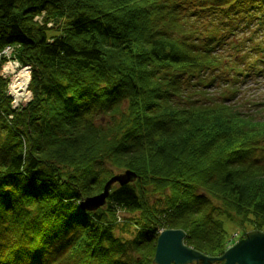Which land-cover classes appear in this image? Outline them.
<instances>
[{"label": "trees", "instance_id": "obj_1", "mask_svg": "<svg viewBox=\"0 0 264 264\" xmlns=\"http://www.w3.org/2000/svg\"><path fill=\"white\" fill-rule=\"evenodd\" d=\"M259 34L264 0H0L33 95L11 110L0 78V264H153L167 229L215 257L221 218L264 231V118L240 99Z\"/></svg>", "mask_w": 264, "mask_h": 264}, {"label": "water", "instance_id": "obj_2", "mask_svg": "<svg viewBox=\"0 0 264 264\" xmlns=\"http://www.w3.org/2000/svg\"><path fill=\"white\" fill-rule=\"evenodd\" d=\"M138 177L130 171L112 175L104 183L100 193L86 197L79 202L82 211L92 212L103 207L111 188L117 184L124 186ZM185 233L180 229H167L159 232L153 264H264V232L249 231L220 256H206L184 243Z\"/></svg>", "mask_w": 264, "mask_h": 264}, {"label": "bare ground", "instance_id": "obj_3", "mask_svg": "<svg viewBox=\"0 0 264 264\" xmlns=\"http://www.w3.org/2000/svg\"><path fill=\"white\" fill-rule=\"evenodd\" d=\"M44 16L45 13L41 11L33 16L32 22L40 27H45L42 23V17ZM17 48V44H11L4 46L0 51V78L5 82L3 91L4 97L9 99V106L13 111H20L33 101V95L30 88L32 81L31 73H28L27 68L22 69L20 65L18 66L16 63L11 64ZM27 65L31 67V65ZM18 67L19 69H17ZM5 70L8 73L13 74L11 80L9 79V76L6 75Z\"/></svg>", "mask_w": 264, "mask_h": 264}, {"label": "rangeland", "instance_id": "obj_4", "mask_svg": "<svg viewBox=\"0 0 264 264\" xmlns=\"http://www.w3.org/2000/svg\"><path fill=\"white\" fill-rule=\"evenodd\" d=\"M43 18V17H42ZM41 20V18H40ZM56 26V25H55ZM54 32V31H53ZM49 33H52V31H49ZM264 34H259L258 38H262ZM14 59H16V57H13ZM12 60V63H16L18 64V66L20 65V67L23 69L26 67L27 64H22L20 63L18 60ZM19 69V67L17 68ZM5 73L7 75H9V79L11 80V78H13V74L8 73L5 70ZM240 96H241V103H249L247 101L253 102L256 106L252 107L251 109H254V111L256 112V117L258 118H264V70L262 72V74L260 75H252L250 77H248L246 80H244V82L242 84H240ZM241 106V105H240ZM243 110L246 109H250L247 106H242ZM115 173V172H114ZM117 174V173H115ZM96 211V210H95ZM128 217V214H120L119 217H117V224H122V218H126ZM223 221V225H224V230L227 233V236H230V242L231 243V238H233V236L236 238V240H240L241 238H243V234L245 232L250 231V226H248V224L243 225V227H239V226H235L231 223H229L227 220L222 219ZM116 233V235H119L118 232H114ZM123 238L125 239H129L130 235L124 234L122 235ZM235 241V240H234ZM234 241H232V243H234ZM227 249V248H226ZM219 256V255H217Z\"/></svg>", "mask_w": 264, "mask_h": 264}, {"label": "built area", "instance_id": "obj_5", "mask_svg": "<svg viewBox=\"0 0 264 264\" xmlns=\"http://www.w3.org/2000/svg\"><path fill=\"white\" fill-rule=\"evenodd\" d=\"M25 68H27L28 73H30V67L26 65ZM6 75H7V74H6ZM7 76H9V75H7Z\"/></svg>", "mask_w": 264, "mask_h": 264}]
</instances>
